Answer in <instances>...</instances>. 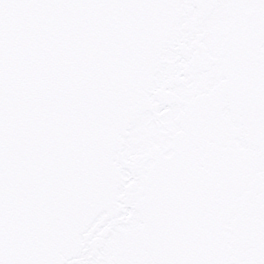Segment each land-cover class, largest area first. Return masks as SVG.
<instances>
[{
	"label": "snow or ice",
	"instance_id": "6c2138e0",
	"mask_svg": "<svg viewBox=\"0 0 264 264\" xmlns=\"http://www.w3.org/2000/svg\"><path fill=\"white\" fill-rule=\"evenodd\" d=\"M0 264H264V0H0Z\"/></svg>",
	"mask_w": 264,
	"mask_h": 264
}]
</instances>
